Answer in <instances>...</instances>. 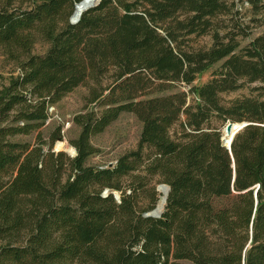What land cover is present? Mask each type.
Segmentation results:
<instances>
[{"label": "trees", "instance_id": "trees-1", "mask_svg": "<svg viewBox=\"0 0 264 264\" xmlns=\"http://www.w3.org/2000/svg\"><path fill=\"white\" fill-rule=\"evenodd\" d=\"M78 1L0 0V54L15 66L0 85V264H264V30L250 38L232 0H100L70 25ZM247 3L264 26V0ZM207 35V49L181 46ZM81 86L94 107L72 118L69 158L52 151L58 127L40 130ZM122 113L141 124L135 149L85 165ZM228 122L250 123L230 154ZM153 182L166 199L143 217Z\"/></svg>", "mask_w": 264, "mask_h": 264}, {"label": "rangeland", "instance_id": "rangeland-1", "mask_svg": "<svg viewBox=\"0 0 264 264\" xmlns=\"http://www.w3.org/2000/svg\"><path fill=\"white\" fill-rule=\"evenodd\" d=\"M232 1L235 5V8L239 11V15L237 17L240 21H244L248 32H250V38L260 34L264 30V26L257 27L259 16L253 15L252 9L247 3L248 0ZM228 18L229 16H226V20ZM221 19H225V17L223 16ZM250 19H254V22H250ZM224 25H227L226 21L224 22ZM210 45L211 40L207 35L199 38H183V43L181 46L184 50H196L207 49ZM46 49V44L37 42L33 45L31 54L41 55L46 51ZM217 66L218 64L213 65L197 74L192 82V86L198 87L205 83ZM14 72L15 66L12 63L6 62L0 54V85L5 83V78H7L9 75H14ZM179 89L186 94L188 92V87H184L183 85H181ZM173 91H175V89H169V92ZM247 94V87H244L234 93L224 96V98L231 99L242 95L245 96ZM87 96L88 88L86 86L77 87L72 92L63 97L58 103L48 109V119L40 130V138L42 141H45L50 132H52L57 127L59 128L60 139L56 140L52 144L51 148L53 152H62L69 158L74 156L75 152L71 146V141L76 138L79 128L72 124V118L87 111L91 107H94L93 102L90 104L86 102L87 100L85 99ZM190 98L191 96L188 95V99ZM140 129L141 124L132 114H120L118 118L108 127H106L102 133L90 138V145L93 148L94 153L87 158L85 165L99 168L113 165L118 157L135 149ZM177 131L178 128L174 126L172 132ZM34 137L35 135L31 134L26 137H15L12 139V141L28 142L32 144L34 142ZM58 144L62 145V149L57 148ZM158 184L164 183H152L156 198L155 205L159 203L162 196L161 192L155 188ZM140 202H145V199H140ZM14 244L18 245L20 242Z\"/></svg>", "mask_w": 264, "mask_h": 264}, {"label": "water", "instance_id": "water-1", "mask_svg": "<svg viewBox=\"0 0 264 264\" xmlns=\"http://www.w3.org/2000/svg\"><path fill=\"white\" fill-rule=\"evenodd\" d=\"M100 0H80L77 3L73 4L72 13L70 14L68 18V23L70 25H74L78 22L80 16L86 12L87 10L95 7ZM250 123L241 122V123H226L220 132V144L222 147H224L228 153L230 154V145L232 142L233 137L244 127L248 126ZM233 169V164H232ZM158 191L161 192L163 195L161 197V206H158L156 204L151 210L143 212V217H159L162 211V206L165 202L168 186L166 184H158L155 187ZM257 188V185L255 186V189ZM106 193V190L103 191V194ZM114 196L117 198V194L114 193Z\"/></svg>", "mask_w": 264, "mask_h": 264}, {"label": "bare ground", "instance_id": "bare-ground-1", "mask_svg": "<svg viewBox=\"0 0 264 264\" xmlns=\"http://www.w3.org/2000/svg\"><path fill=\"white\" fill-rule=\"evenodd\" d=\"M57 148H58V149H62V145H61V144H58V145H57ZM162 196H163V195H162ZM162 196H161V197H162ZM161 204H162V202H161V198H160V201H159V203H158V206H161Z\"/></svg>", "mask_w": 264, "mask_h": 264}]
</instances>
